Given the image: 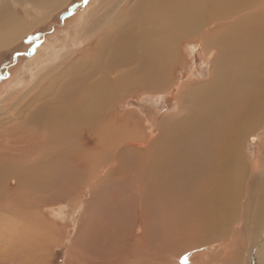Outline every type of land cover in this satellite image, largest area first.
I'll return each instance as SVG.
<instances>
[{
    "label": "bare ground",
    "instance_id": "1",
    "mask_svg": "<svg viewBox=\"0 0 264 264\" xmlns=\"http://www.w3.org/2000/svg\"><path fill=\"white\" fill-rule=\"evenodd\" d=\"M67 1L3 2L0 5V49L11 46L20 38L22 40L38 22ZM244 1L104 0L89 16L73 25L67 40L60 41L65 49L66 43L75 41V37L82 40V43L78 41L81 46L78 52L63 57L65 66L57 67L59 63L48 65L50 59L46 53L36 49L29 70L31 82L17 80L0 96V239L16 244L13 246L21 252L23 247L28 251L49 242L52 236L46 237L55 228L52 225L54 228L47 234L43 232L45 226L41 227L42 223L35 226L21 221L19 207L15 209L14 203L2 201L3 195L11 192V184L15 183L16 187L12 196L14 192L20 194L28 180L40 182L38 176L44 171L53 176L56 172L60 174V167L53 165L60 162L62 166L64 163L86 164L90 168L89 179L98 162L94 149L107 150L110 147L111 151L117 145L128 147L137 143L140 148L145 145L150 135L146 131L147 125L137 119L138 115L121 119L115 110L121 104L118 100L122 97L119 95L118 98L120 87L131 85L133 75L131 71L119 68L137 63L142 72L140 84L154 83L155 72H158L156 63L165 66L178 63L181 40L186 39V43H191L194 48L199 40L193 41L192 38L196 37L209 46L218 47L219 52L222 50L220 64L216 70H210L211 80L198 89L183 84L179 86L188 93L191 106L185 108L187 112L181 109L182 113L185 112L183 118L180 115L181 120H166V126L160 127L161 131L164 128L166 131L152 138L153 148L148 149L146 166L150 174L164 180L168 192L190 202L192 222L202 220L201 227L211 230L207 236L220 238V250L207 264L229 262L228 259L234 257L231 249L242 241L243 235L253 238L256 232L257 241L249 244L250 257H254L251 262L259 260L263 263L264 169L261 170L263 175L260 171L261 177L257 175L259 169L251 167L249 161L239 154L238 145H234L240 134L243 136L242 133L247 134L249 130L255 137L259 136L261 123L256 126V120L260 116V103L264 102V97L261 98L264 95L261 86L264 68L258 71L259 66H264V14L242 16L233 20L235 24L231 25L226 21L243 8ZM14 3L25 8L28 16L17 15ZM97 12L101 14L98 18L95 17ZM213 22H222L223 25L199 37ZM71 45L74 46V42ZM227 57L228 62H225ZM116 67L118 69L113 73ZM255 70L260 73L259 81H252V77L246 75V72ZM180 98L184 97L177 98L181 104ZM171 115L170 118L176 117ZM87 140H94L92 146ZM22 143L26 146L21 147ZM111 166L116 167L113 163ZM95 170L97 173L101 171ZM249 172L252 176L256 173L258 179L252 187L250 199H246L251 189ZM91 190L93 192V188ZM243 214L250 222L244 227ZM200 237L203 236L197 237L199 242H196L207 244L201 243L205 239ZM40 252L43 254V251L35 250V254ZM27 254L30 257L31 254ZM204 255L208 256L202 253L199 257Z\"/></svg>",
    "mask_w": 264,
    "mask_h": 264
},
{
    "label": "rangeland",
    "instance_id": "2",
    "mask_svg": "<svg viewBox=\"0 0 264 264\" xmlns=\"http://www.w3.org/2000/svg\"><path fill=\"white\" fill-rule=\"evenodd\" d=\"M5 1L0 0V5ZM103 1L68 0L62 7L54 10L38 22L22 40L20 38L11 46L1 48L0 96L4 95L8 86L17 80L31 82L32 77L29 70L36 49L46 53V57L50 59L48 65L55 66L59 63L57 67L65 66V62L63 63L65 54L78 52L81 46L77 37L70 44L67 42L65 49L60 41L67 40L73 25L89 16L95 7H98L99 3ZM13 8L20 17L28 16L25 8L20 4L14 3ZM33 9L34 7L30 9L31 13L34 12ZM256 13L264 14V0H245L243 8L230 16L231 18L228 17L226 21L230 25L235 24L232 22L233 20ZM100 15L97 12L95 17L98 18ZM222 25V22H213L210 26L207 25L206 30L198 36L200 37L210 30H216ZM196 39L199 41L194 45V48H191V43H186V39L181 40L178 50V63L169 66L156 63L157 66L155 67L158 72H155V77L158 80L154 79V83L144 82L140 84L142 72L137 63L119 68L123 71H131L133 75L131 85L123 84L120 87L118 98L122 97L118 100L121 101V104L115 110L121 119L138 115L137 119L141 120V123L143 121L144 126L147 125L146 131L150 135H148L147 142L145 141L143 147L140 148L135 143L128 147L127 145L126 147L113 146L111 151L110 147L107 150L94 149L99 163H95L94 174L89 179L90 168L84 163L79 166L64 163L62 166L61 162H53L54 167H60H58L60 174L56 172L53 176L44 171L43 177H40L43 174L38 176L40 182L34 178V182L28 180L20 194L14 192L12 196V190L16 189L15 183L12 182L14 184H11L9 188L11 192L4 194L2 201L10 202L11 205L14 203L13 208L15 207V209L19 207L18 217L21 221L35 226L38 225V222L42 223L41 227L45 226L44 233L48 234L50 229L55 228L49 232L51 235L48 234L46 237L48 239L52 236L51 241L48 240L47 244L34 247L28 251L27 248L23 247L21 252L19 248L13 246L16 244L0 239V264H207L206 262L219 252L222 245L220 238L218 239L217 236L208 237L207 235L211 233V230L205 228L206 226L201 227L202 220L196 223L192 222L193 215L190 202L176 196L175 193L168 192L164 180L155 176L154 173L150 174L146 166L149 161L148 149L153 148L154 141L152 142V138L157 136L159 132L166 131L165 128L161 131L160 127L166 126V120H181L182 115L187 112V107L191 106L188 93L185 90H180L179 86L183 84L189 88L198 89V86L205 85L211 80L210 70L212 71V68L216 70L220 64L219 57L222 50L219 52L218 47L209 46L200 38H192L193 41ZM73 42L74 46L71 45ZM79 42L82 43V40ZM225 62H228V57ZM262 68L264 66H259L258 71L260 72ZM117 69L116 67L113 73ZM252 72H250L251 74L246 72V75L252 77L250 78L252 81L254 79L259 81L260 73L257 74V70L253 72L255 74ZM124 85L127 86L124 87ZM261 86L264 87V81H262ZM179 97H184L180 98L182 107L177 102ZM263 97L264 95L261 98ZM260 107V116L256 120V126L261 123V129L258 130L259 136L255 137L249 130L250 132L247 134L242 133L243 136L245 135L244 137L240 134L238 141L234 144L235 146L238 145V149L241 150L239 154L242 155V158L249 161L251 167L255 166L259 169L257 175L261 173L263 175L261 170L264 169V102L260 103ZM181 109L185 112L182 113ZM130 111L131 113H128ZM170 114H172L171 117L173 115L176 117L170 118ZM261 118L262 120H260ZM119 135L121 136V132ZM231 139L233 143L234 140L232 137ZM88 143L92 146L94 140H89ZM147 145L149 146L147 147ZM25 146L24 143L21 144V147ZM111 163L116 167L111 166L110 168ZM95 169L101 170L100 173H97ZM249 175L252 176L250 172L248 177ZM255 175L256 173L249 178L251 189L246 199H250L248 197H251L252 187L258 179V176L256 178ZM44 177L47 180H43ZM92 185L95 187H91L95 194L91 192V189L89 190V186ZM241 187H243V183ZM253 190L255 191V188ZM7 205L12 207L10 204ZM16 206L18 207L16 208ZM48 223L54 227H48ZM247 224L250 222L243 214V227ZM238 231L240 236V226ZM198 234L203 236L200 238L206 240L201 241V243L206 242L207 244H198L197 237L200 236ZM256 235L258 236V232L253 238H247L243 235L242 241L231 249L234 257L228 259L229 262L226 260L222 262L224 264L225 262L226 264H264V261L262 263L259 260L251 262L254 257H250V245H252L250 242L257 241ZM207 240L214 243L209 244L210 242ZM35 250L37 252L43 251V254L42 252L35 254ZM27 252L32 256L28 257ZM202 253H207L208 256L204 255L203 258H200L199 254ZM231 259L233 260L230 261ZM185 261L186 263H184Z\"/></svg>",
    "mask_w": 264,
    "mask_h": 264
}]
</instances>
